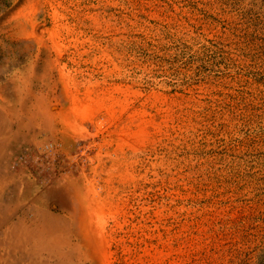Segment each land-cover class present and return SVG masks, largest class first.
<instances>
[{"label":"rangeland","instance_id":"rangeland-1","mask_svg":"<svg viewBox=\"0 0 264 264\" xmlns=\"http://www.w3.org/2000/svg\"><path fill=\"white\" fill-rule=\"evenodd\" d=\"M0 182V243L49 215L92 264H264V0H0Z\"/></svg>","mask_w":264,"mask_h":264},{"label":"bare ground","instance_id":"bare-ground-1","mask_svg":"<svg viewBox=\"0 0 264 264\" xmlns=\"http://www.w3.org/2000/svg\"><path fill=\"white\" fill-rule=\"evenodd\" d=\"M9 114H11V113H9ZM34 115H37L39 118H41L42 122H48L49 121V118L47 116H45L40 111L39 112H37L36 110L32 111L31 116H34ZM37 127H40V125H38ZM51 127H52V124L51 123L48 124L49 130L51 129ZM27 128L28 129L29 128L35 129V127H32V121L28 122ZM21 150H23V149H21ZM53 174H54V172H53ZM1 182H0V188L2 187V183ZM52 209H54V208H52ZM10 210H12V209H10ZM1 211H2V209H1ZM8 212H9V210H8ZM6 215H7V213H6ZM52 218L53 217H51L49 215H43L38 220H35L36 222H38L37 223L38 224V226H37L38 229H36V232L38 233L37 235H35V233H34L35 229H34V230L29 231V234H27L24 239H17V238L15 239V238L12 237L13 241H11L10 243L9 242L0 243V247L7 248V250L9 252H11V254H15L17 252L19 254L22 251L25 252L26 245L29 243V241H34L35 239H37V241L38 240L42 241V245H46L44 248L40 249V251L43 252L45 254V256H46V261H44L43 264H92L93 261L91 260V258H92L91 253H89V245L86 242H84L83 237H81L80 234H79V230L77 228L74 229V226H75L74 225L75 224L74 218H69V219L64 218L63 220H61V219H58L56 217L55 221H53ZM5 221H6V219H4V217L0 218V227L3 226L2 224H4ZM83 221H84V223L86 222L85 219H83ZM16 226H18V224ZM55 234H56V236H54ZM11 236H15V233L13 232ZM25 253H27V252H25ZM39 255H40V253H39ZM1 256L2 255L0 254V264H3V262H2L3 259L1 258Z\"/></svg>","mask_w":264,"mask_h":264}]
</instances>
